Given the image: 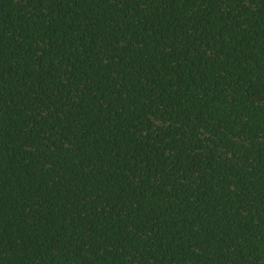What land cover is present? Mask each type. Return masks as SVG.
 <instances>
[{
    "label": "trees",
    "instance_id": "trees-1",
    "mask_svg": "<svg viewBox=\"0 0 264 264\" xmlns=\"http://www.w3.org/2000/svg\"><path fill=\"white\" fill-rule=\"evenodd\" d=\"M0 264H264V0H0Z\"/></svg>",
    "mask_w": 264,
    "mask_h": 264
}]
</instances>
